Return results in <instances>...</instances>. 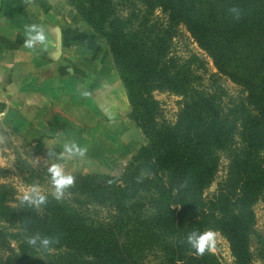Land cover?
Listing matches in <instances>:
<instances>
[{"label":"trees","instance_id":"16d2710c","mask_svg":"<svg viewBox=\"0 0 264 264\" xmlns=\"http://www.w3.org/2000/svg\"><path fill=\"white\" fill-rule=\"evenodd\" d=\"M65 1L105 42L129 119L146 144L119 179L72 174L71 198L48 196L40 208L13 205V190L1 184L0 264H138L132 248L137 237L127 236L133 228L160 245L164 264H221L184 243L188 232L210 229L228 242L235 264H264V235L256 230L254 212L257 204L264 207V0L146 5L170 19L165 29L146 27L147 34L149 20L131 29L136 14L119 16L113 0ZM232 6L242 10L239 20L229 14ZM134 11L140 9L135 5ZM179 24L213 62L208 88L201 85L204 64L197 55H168L169 31ZM221 78L238 88L236 96H229ZM155 91L183 98L174 123L163 117ZM222 156L225 175L206 196ZM6 177L0 168V179ZM89 207L103 209L106 218L91 219ZM36 233L59 243L47 254L37 252L26 243Z\"/></svg>","mask_w":264,"mask_h":264},{"label":"crops","instance_id":"0c3cea01","mask_svg":"<svg viewBox=\"0 0 264 264\" xmlns=\"http://www.w3.org/2000/svg\"><path fill=\"white\" fill-rule=\"evenodd\" d=\"M32 23L45 26L54 50L23 47L24 26ZM129 113L105 42L65 0H0V121L11 122L20 137L48 153L61 155L71 142L86 146L83 157L63 153L66 169L108 170L124 169L134 153L117 157L94 143V132L99 128L111 144L121 137L120 144L129 145L132 130L138 134Z\"/></svg>","mask_w":264,"mask_h":264},{"label":"rangeland","instance_id":"374dc122","mask_svg":"<svg viewBox=\"0 0 264 264\" xmlns=\"http://www.w3.org/2000/svg\"><path fill=\"white\" fill-rule=\"evenodd\" d=\"M146 1L147 0H113L112 6L117 11V14L121 17L127 18L130 17V15L132 16L133 13L136 14V18H132L131 20V29L137 27L138 24H141L144 19L149 20L148 26H144V31L146 32V34L148 33L146 27H149L151 25H154L155 27L159 26L165 29V27L169 25L168 22L170 21L168 15L162 13V11L160 10L161 8L159 9L158 6L154 7L153 11H151L150 6H146L166 5V3L163 2L165 0H161L162 3L157 1H150L149 3H146ZM135 5L136 10L140 9L139 12L134 11ZM169 32L172 34V38L170 49L167 50L168 55L170 54L181 59H186L192 54L197 55V57L202 60L204 64V69L200 71L203 78L201 85L204 88H208L211 85L210 77L213 74H216V70L212 60L200 47H198L196 43H194L190 32L184 25H176L174 29ZM219 83L222 85V87H224L227 93L230 94L229 96L237 95L238 88L235 87V85H233L227 79L221 78L219 79ZM153 97L155 101L160 104L163 117L168 122L174 123L176 120L177 112L182 105L183 98L180 95H172L166 92L159 91H155L153 93ZM10 123L11 122L7 123L0 121V168L5 170V173L7 174L6 178L0 179V185L7 184L13 190V205L15 206L20 203L19 197L20 195H22L23 190L32 185H38L45 195L52 196V188L48 180L47 168L51 163L56 162V160L51 158H53V156L58 158L60 154L58 152H55V150L48 153L42 148H39L38 145L35 146L30 143L26 138L20 137L18 135V131L14 130ZM135 129L137 130L136 133L138 134L133 136L132 130L130 136V140L132 141V143L130 142L129 145L124 143L120 144V141H123V139L119 140V138L121 137H119L118 141L115 142L116 144H111L110 139L106 136H103L102 131L99 128L94 132V143H102L106 150H109L112 153L116 154L117 157H124L121 154H125L128 150L134 153L128 164L126 166L124 165L125 167L123 166L124 169L102 170L99 168L91 169L83 167L79 170H72L66 169V164H64L65 172L71 175L80 174L94 176H102L96 175L94 173H104L106 174H103L104 176H110L119 179L131 163L139 148L146 144V139L143 137V135H141L140 131L137 128ZM96 148L97 146H94V150ZM104 148L100 150H104ZM226 161V158L222 156V165L211 188L205 192L206 196H210L215 191L217 183L224 177L225 167L227 164ZM71 196L72 194L68 189L63 198L70 199ZM254 212L256 218V230L258 233L264 235L263 205L257 204L254 207ZM86 215H88L91 219H94V216L105 219L107 216L106 212L98 207H89ZM9 230L10 232H13V229L10 228ZM217 234L216 251L212 254H214L218 258L221 264H235L228 242L219 233ZM127 236L129 238L137 237V245L132 246V248L134 250V257L136 258L138 264H164L160 245L156 241H149L147 239V235L144 233H136L135 228H133L127 234ZM123 242H125V240H123ZM12 247L16 248L17 244L15 242H12ZM254 264L259 263L254 262Z\"/></svg>","mask_w":264,"mask_h":264},{"label":"clouds","instance_id":"9594fccd","mask_svg":"<svg viewBox=\"0 0 264 264\" xmlns=\"http://www.w3.org/2000/svg\"><path fill=\"white\" fill-rule=\"evenodd\" d=\"M228 12L233 20L241 18L242 10L239 7L232 6L228 9ZM24 36L23 47L32 52H37L38 49L49 51L56 48V43L48 36L45 26L41 24L32 23L25 25ZM81 95L87 97L89 92L85 90ZM87 151L86 146L82 147L75 142L66 143L63 147V153H66L69 157H83ZM63 153L58 158L53 156L51 159L56 160V162L51 163L47 168V176L52 188V198L56 201H60L75 182V177L66 173L63 163L60 162L64 159ZM19 201L22 205L40 208L48 203V196L42 192L38 185H32L23 190ZM217 235V232L211 229L204 232L193 230L186 234L184 243L197 256H203L206 252L212 254L216 251ZM26 243L37 252L47 254L54 250V246L59 243V240L36 233L28 236Z\"/></svg>","mask_w":264,"mask_h":264}]
</instances>
